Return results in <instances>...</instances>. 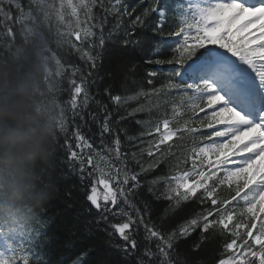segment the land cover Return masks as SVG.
<instances>
[{
  "label": "snow or ice",
  "instance_id": "6c2138e0",
  "mask_svg": "<svg viewBox=\"0 0 264 264\" xmlns=\"http://www.w3.org/2000/svg\"><path fill=\"white\" fill-rule=\"evenodd\" d=\"M13 6L22 9L21 0H0V24L13 21ZM75 15L68 46L85 69H70L69 103L81 120L90 104L99 109L89 113L99 147L77 125L67 150L90 181L96 225L121 241L112 244L123 257L117 264H178L174 246L197 232L193 251L219 241L215 264H264V0H81ZM108 44L130 59L123 93L105 88V103L89 88ZM141 190L167 201L158 222ZM190 205L200 210L165 230ZM90 251L82 244L72 264Z\"/></svg>",
  "mask_w": 264,
  "mask_h": 264
},
{
  "label": "trees",
  "instance_id": "16d2710c",
  "mask_svg": "<svg viewBox=\"0 0 264 264\" xmlns=\"http://www.w3.org/2000/svg\"><path fill=\"white\" fill-rule=\"evenodd\" d=\"M21 4L22 9L19 11L14 6L11 8L14 16L13 21L7 22V25L0 24V45L10 44L20 39L21 35L31 28L35 30L42 27L41 19L39 17L33 18L35 1L21 0ZM4 6L8 8L10 5L5 3ZM94 12L103 15L99 8L94 9ZM107 21L105 32L115 22L112 16L107 17ZM9 28L10 31H8ZM67 47V51L62 49V54L58 52L64 67L68 69L57 78L60 80L59 96L68 93L64 88L63 81L69 83L70 69L73 66L79 67L81 70L85 69V65L79 59V56L72 52L68 44ZM106 49L98 61V69L94 70L96 83L90 85L89 91L96 99L108 103L107 97L104 95V89L110 86L113 93H123L122 84L126 71L124 61L130 58L123 56L121 50L111 44H108ZM143 67L147 66L138 69L139 74H143ZM129 87L132 86L129 85ZM97 92H99L98 95ZM97 111L99 109L96 108L95 104H90L87 109L82 111L83 120H81L80 115H77L76 120H71L69 123L73 129H76L77 125H81V131L91 138L94 146L99 147V128L96 123L89 119V113ZM124 123L130 134L135 135L140 131L134 121L129 120ZM69 155L66 143L63 141L62 136L58 134L54 167L51 170L52 195L44 205L43 211L38 216L30 219L46 229V235L41 240L44 262L49 264H72L81 255V245L86 243L92 247V251L88 253L84 264H117L123 257L112 244L113 242L117 244L120 242L117 237L110 238L105 231L101 230L106 228L107 225L103 223L99 226L96 225L95 218L97 214L86 202V193L89 190L90 181H81L79 166L71 164ZM141 198L149 200L152 207L151 218L158 222V217L167 206V201L154 200L145 190H141ZM197 206L190 205L187 210L170 217L165 221V230L176 228L197 211ZM89 209L91 211H88ZM86 229H90L91 234H88ZM198 235V232L193 233L192 236L181 239L174 246L172 251L178 264H195L196 261L213 264L216 261L220 251L219 241L206 243L199 250L193 251V245L197 241ZM138 240L142 249L145 243L142 231L138 236ZM42 241H45V243ZM70 243L71 247L68 246ZM129 264H136V258L131 257Z\"/></svg>",
  "mask_w": 264,
  "mask_h": 264
},
{
  "label": "clouds",
  "instance_id": "9594fccd",
  "mask_svg": "<svg viewBox=\"0 0 264 264\" xmlns=\"http://www.w3.org/2000/svg\"><path fill=\"white\" fill-rule=\"evenodd\" d=\"M47 50L34 29L0 45V218L27 208V222L52 195L51 170L65 116L58 98L61 71Z\"/></svg>",
  "mask_w": 264,
  "mask_h": 264
}]
</instances>
